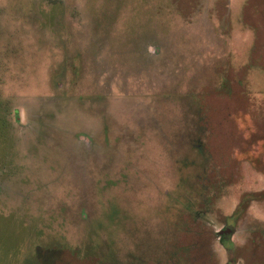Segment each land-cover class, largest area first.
<instances>
[{"label": "rangeland", "instance_id": "obj_1", "mask_svg": "<svg viewBox=\"0 0 264 264\" xmlns=\"http://www.w3.org/2000/svg\"><path fill=\"white\" fill-rule=\"evenodd\" d=\"M263 193L264 0H0V264H264Z\"/></svg>", "mask_w": 264, "mask_h": 264}, {"label": "trees", "instance_id": "obj_2", "mask_svg": "<svg viewBox=\"0 0 264 264\" xmlns=\"http://www.w3.org/2000/svg\"><path fill=\"white\" fill-rule=\"evenodd\" d=\"M32 11H33V10H32ZM71 72H72V74H74V73H73L74 71H71ZM15 115H16V116H15V120H14L15 122H14V124L17 123V122L19 121V115H18V112H17V111H16V114H15ZM200 192L202 193V189L200 190ZM207 195H208L209 199L204 198V200L202 201V200H200V198H199V199H198V203H197V205H196L195 207H193V211H194V210H196V211L199 210V211L205 212V211L211 209V206H209V205H210L209 203L212 202L213 199H214V198H213V197H214V196H213V195H214V192H213V193L209 192ZM252 197L258 198V200H259V198H260V197H257L256 195H253V196L251 195V198H252ZM262 197H264V193H263ZM262 197H261V198H262ZM203 202H205V203L207 202V203H208V206H206V204L204 205ZM188 210H191V209H188ZM193 215H194V214H193ZM195 215H197V214H195ZM195 215H194V217H195ZM223 240H224L223 242H227V240H225V239H223Z\"/></svg>", "mask_w": 264, "mask_h": 264}, {"label": "flooded vegetation", "instance_id": "obj_3", "mask_svg": "<svg viewBox=\"0 0 264 264\" xmlns=\"http://www.w3.org/2000/svg\"><path fill=\"white\" fill-rule=\"evenodd\" d=\"M230 232H231V228H229V227H225V229L220 231L219 235H220L222 243H225V242H223L224 241L223 239L227 240L229 238Z\"/></svg>", "mask_w": 264, "mask_h": 264}]
</instances>
